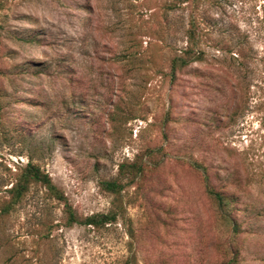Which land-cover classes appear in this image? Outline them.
Instances as JSON below:
<instances>
[{
  "label": "rangeland",
  "instance_id": "rangeland-1",
  "mask_svg": "<svg viewBox=\"0 0 264 264\" xmlns=\"http://www.w3.org/2000/svg\"><path fill=\"white\" fill-rule=\"evenodd\" d=\"M172 4L0 0V264H219L207 182L235 201L238 264H264V0ZM192 21L204 57L173 78ZM29 160L80 216L146 168L96 228L41 183L2 211Z\"/></svg>",
  "mask_w": 264,
  "mask_h": 264
},
{
  "label": "trees",
  "instance_id": "trees-1",
  "mask_svg": "<svg viewBox=\"0 0 264 264\" xmlns=\"http://www.w3.org/2000/svg\"><path fill=\"white\" fill-rule=\"evenodd\" d=\"M172 1L173 4L171 7L173 8L174 5L178 6L185 4L190 0ZM196 31L195 23L192 21L191 27L187 31V46L181 50V53L175 54L170 60V71L168 73L171 77H176L178 71L195 61L203 59L204 51L200 48L199 37ZM151 159L157 163V160ZM145 168L146 165L138 161L122 162L120 164V175L123 176V178H127V181H122L118 177L101 181L102 189L114 195L113 207L107 212H96L80 216L77 214L64 192L54 183L51 175L43 171L40 165L29 160L23 168L15 173L12 186L7 188L10 198L6 204L2 206V211L4 213H9L29 190L32 183H41L52 196L63 202L64 211L67 215L66 222L69 226L78 224L96 228L106 227L107 225L118 222L120 218L124 217L125 208L121 198L122 191L126 185L132 184L134 181L138 180L140 176L144 175ZM206 189L214 203L216 221L221 234V237L214 245L216 250L223 255V260L220 261L219 264H238L239 250L236 247L237 237L235 234H237L239 228L231 215L232 205L235 201L227 193L213 188L208 182L206 183ZM131 236H134V232L131 233ZM126 264H132V261Z\"/></svg>",
  "mask_w": 264,
  "mask_h": 264
}]
</instances>
